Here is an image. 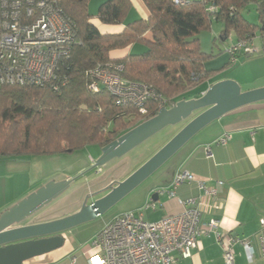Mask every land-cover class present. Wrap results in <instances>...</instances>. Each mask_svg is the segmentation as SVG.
<instances>
[{
  "label": "trees",
  "instance_id": "trees-1",
  "mask_svg": "<svg viewBox=\"0 0 264 264\" xmlns=\"http://www.w3.org/2000/svg\"><path fill=\"white\" fill-rule=\"evenodd\" d=\"M143 2L149 10L146 19L125 24L120 33L102 34L90 22L89 0H55L74 25V41L55 79L40 86L0 85V157L72 153L87 146L100 150L156 115V102L150 101L141 115L131 105H115L104 87L90 90L89 71L97 64L122 63L121 76L147 84L161 95L165 106H171L212 73L204 63L220 52H204L197 37L212 19L223 23L219 34L223 40L231 32L241 39L264 31V0H189L185 5L170 0ZM248 4L256 5L259 26L241 13ZM130 7L129 0H105L96 15L104 24H123ZM134 42L145 50L110 58L111 50Z\"/></svg>",
  "mask_w": 264,
  "mask_h": 264
},
{
  "label": "crops",
  "instance_id": "crops-1",
  "mask_svg": "<svg viewBox=\"0 0 264 264\" xmlns=\"http://www.w3.org/2000/svg\"><path fill=\"white\" fill-rule=\"evenodd\" d=\"M104 1L89 0L88 4L90 22L102 34L120 33L125 24L149 16V10L143 0H129L131 7L123 24H104L96 15L98 7ZM145 37L150 38V34L146 33ZM229 38L234 40L230 44L219 38L222 46L218 51L220 53H214L217 55L204 63L205 70L212 73L200 86L189 87L183 94V99L197 98L211 84L224 79L235 80L241 91L264 87V52L247 58L243 56L244 59L241 58L237 64L230 62V65H227L230 58L226 49L237 40L233 32L229 34ZM144 50L145 46L134 42L126 47L111 50L109 56L120 59ZM182 126L183 124H179L172 131L170 130L169 137L171 138ZM224 133L230 134L226 144L213 143ZM208 144H210V156H207L205 151ZM92 147L99 151L96 156L98 157L100 150L96 146ZM180 169L193 174L195 181L175 187L174 195L171 196L168 191L172 189L173 177ZM199 181H202L206 187H213L218 181L222 182L215 196L203 197L205 206L202 221L215 218L220 223V229L239 238H249L254 247V258L249 262L242 246L236 243L234 264H261L263 257L259 252L257 236L260 233L259 219L264 216V100L229 111L199 130L146 179L138 200L132 205V208H135L133 211L140 210L143 219L149 222L178 213L183 209L178 199L185 200L203 194ZM2 185L3 181L0 179V192ZM148 198L152 199L154 208H142ZM3 206L0 194V213L8 208ZM50 220H53V217L38 222ZM98 231L85 239H80L75 237L77 235L74 233L73 237V230L70 229L69 233L72 237L64 232L61 247L29 258L22 264H70L72 258H75V264H88L87 255L93 250L91 242ZM173 255L177 257L175 252ZM174 264H225V261L221 246L214 234L209 232L199 238L197 247L189 258H177Z\"/></svg>",
  "mask_w": 264,
  "mask_h": 264
},
{
  "label": "built area",
  "instance_id": "built-area-1",
  "mask_svg": "<svg viewBox=\"0 0 264 264\" xmlns=\"http://www.w3.org/2000/svg\"><path fill=\"white\" fill-rule=\"evenodd\" d=\"M185 5L189 0H170ZM212 10V7H208ZM72 21L56 7L55 0H0V85H43L55 79L59 63L74 41ZM264 52V31L261 34L237 39L226 49L230 62L240 55L250 56ZM123 64L108 62L97 64L90 71L89 89L104 87L113 97L115 105H131L144 115L147 104L156 102L158 110L165 100L145 83L131 81L121 72ZM230 134L224 133L213 143L224 145ZM205 151L210 156V144ZM195 181L185 169L178 170L172 180L174 188L182 183ZM199 186L203 196L178 199L182 211L166 215L157 221L143 219L140 210L115 215L93 237V250L87 255L88 264H174L177 258H189L196 249L199 238L212 232L221 246L225 264H234V245L239 243L249 262L254 258V247L249 238H239L220 229L217 219L202 221L204 196H215L222 182L206 187ZM154 203L148 198L143 208ZM257 236L259 252L264 257V216L259 219ZM174 252L177 257L174 256ZM70 264H75L72 258Z\"/></svg>",
  "mask_w": 264,
  "mask_h": 264
},
{
  "label": "water",
  "instance_id": "water-1",
  "mask_svg": "<svg viewBox=\"0 0 264 264\" xmlns=\"http://www.w3.org/2000/svg\"><path fill=\"white\" fill-rule=\"evenodd\" d=\"M264 87L241 91L232 79L211 84L201 96L181 99L161 107L156 115L129 129L100 149L91 168L118 158L166 126H183L152 157L124 180L104 189L89 204L83 202L73 214L55 220L20 225L62 193L80 173L61 181H50L0 213V264H22L34 256L63 245V233L105 213L169 160L192 136L210 122L239 107L263 101ZM103 191V192H104Z\"/></svg>",
  "mask_w": 264,
  "mask_h": 264
},
{
  "label": "rangeland",
  "instance_id": "rangeland-1",
  "mask_svg": "<svg viewBox=\"0 0 264 264\" xmlns=\"http://www.w3.org/2000/svg\"><path fill=\"white\" fill-rule=\"evenodd\" d=\"M241 13L250 23L260 25L255 4L244 6ZM223 28L222 22L212 19L209 28L199 31L197 37L201 50L207 53H218L222 47L219 34ZM224 41L226 44H230L234 40L227 38ZM243 56H238L235 64L240 62ZM247 57L249 56H245V58ZM176 126H166L121 157L111 159L98 169L91 168L99 153L92 146H87L72 153L0 157V179L3 181L0 194L3 208L12 206L50 181L69 179L84 172L83 175L71 182L67 189L24 219L22 223H39L38 221L43 219L53 217V220H55L73 214L83 202L89 204L97 197L102 196L106 187L124 180L137 170L169 140L171 134H168V132ZM144 182L146 180L116 202L105 213L71 229L73 230L72 235L74 233V235H77L75 237L85 239L93 232L100 230L115 215L135 209L132 208V205L138 200V195L144 188ZM66 235L72 237L69 230L66 231ZM261 264H264V257Z\"/></svg>",
  "mask_w": 264,
  "mask_h": 264
}]
</instances>
